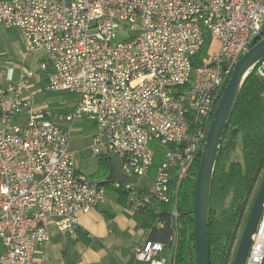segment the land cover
Listing matches in <instances>:
<instances>
[{
    "label": "built area",
    "instance_id": "built-area-1",
    "mask_svg": "<svg viewBox=\"0 0 264 264\" xmlns=\"http://www.w3.org/2000/svg\"><path fill=\"white\" fill-rule=\"evenodd\" d=\"M122 23L133 35L117 43ZM0 26L44 56L46 92L81 98L58 125L35 109L34 71L0 89V264H34L53 219L72 231L79 213L105 202L106 188L77 170L80 121L94 123L92 152L118 159L124 178L149 177L155 145L167 150L153 191L125 189L134 212L173 205L169 243L135 247L136 263L176 264L179 187L200 160L236 63L263 34L264 0H0ZM208 37L220 42L210 58L201 55ZM256 70L264 80V60ZM245 264H264V212Z\"/></svg>",
    "mask_w": 264,
    "mask_h": 264
},
{
    "label": "trees",
    "instance_id": "trees-1",
    "mask_svg": "<svg viewBox=\"0 0 264 264\" xmlns=\"http://www.w3.org/2000/svg\"><path fill=\"white\" fill-rule=\"evenodd\" d=\"M210 43L211 38L208 37L201 55H206ZM201 62L202 59L199 58L194 66L198 67ZM173 148V146L170 147V149ZM154 150L155 154L150 167L152 177L162 164L167 151L156 145ZM239 151L242 154V162L236 160ZM199 161L183 180L178 191L177 208L180 219L176 264H195L193 209ZM263 176L264 80L257 75L255 68L241 86L213 174L209 207L211 264H232L240 232ZM92 178L101 180L99 183L102 186L114 191L119 196L122 206H126L128 200L126 185L137 182V179L131 180L120 175L106 156L98 158V171ZM174 183L176 184L175 172L172 174V187ZM172 208L173 205L160 203L148 213L149 221L145 228L151 231L149 241L169 243L172 234L169 216ZM157 222L163 223L164 229H158Z\"/></svg>",
    "mask_w": 264,
    "mask_h": 264
},
{
    "label": "crops",
    "instance_id": "crops-1",
    "mask_svg": "<svg viewBox=\"0 0 264 264\" xmlns=\"http://www.w3.org/2000/svg\"><path fill=\"white\" fill-rule=\"evenodd\" d=\"M19 52L25 53L27 56L34 55L38 65L44 58L41 54L26 52L20 31L6 30L0 26V57L12 60V56L15 57ZM24 72H16L11 80L6 74L0 81V89L16 84ZM37 72L40 74L41 82L36 77V80L32 82V89L45 83L44 75L40 70ZM7 81L9 86H3V83ZM93 127L94 134L95 126ZM72 151L76 155V152ZM107 158L121 175L119 160L114 156H107ZM114 159L119 162L118 165ZM77 170L84 175L78 165ZM88 178L101 182V180L92 177ZM148 178L153 180L152 176ZM139 180L137 179L135 184L136 190L139 192L148 191L146 188H138ZM106 190L105 202L88 213H79L72 231L63 232L59 227L60 219L52 220L49 228L50 242L37 248L34 264H137L132 250L143 245L151 236V231L145 228L149 221L148 213L134 212L128 207V202L126 206H122L119 196L111 189ZM108 193L114 195L116 200L108 198ZM2 251L0 242V256Z\"/></svg>",
    "mask_w": 264,
    "mask_h": 264
},
{
    "label": "water",
    "instance_id": "water-1",
    "mask_svg": "<svg viewBox=\"0 0 264 264\" xmlns=\"http://www.w3.org/2000/svg\"><path fill=\"white\" fill-rule=\"evenodd\" d=\"M264 60V35L254 39L236 63L229 83L215 109L202 149L195 181L193 209L195 264H211L209 207L213 174L228 122L245 78ZM264 212V176L239 238L232 264H245L252 237Z\"/></svg>",
    "mask_w": 264,
    "mask_h": 264
},
{
    "label": "rangeland",
    "instance_id": "rangeland-1",
    "mask_svg": "<svg viewBox=\"0 0 264 264\" xmlns=\"http://www.w3.org/2000/svg\"><path fill=\"white\" fill-rule=\"evenodd\" d=\"M132 28L133 27L130 25L122 23V31L117 34L116 42H123L130 38L133 35ZM219 48L220 42L218 39L211 38V43L206 50V56L210 58V56L217 52ZM29 70L34 71L38 80H41L40 74L37 72L39 71V65L36 63V57L34 55L27 56L25 53L19 52V54L15 55V57L12 56V60L5 57H0V81L3 77H5L6 74L9 75V80H11L16 72H24ZM3 84V86H9L8 81L4 82ZM32 90L35 109L39 112L51 111L53 113V120L58 125L65 123L63 117L66 114L74 111L81 101V98L75 94L46 92L43 84H40L38 87L35 86ZM87 114L88 112L85 113V115ZM93 126L94 123L92 122L80 121L75 126L72 136L71 148L76 152L77 165L80 167L82 173L87 177H92L95 175L98 169V159L91 149L94 129ZM236 160L242 162V154L240 151L237 154ZM114 161L116 164L119 163L115 159ZM138 188H146L148 191H153L154 182L148 177H142L139 180ZM107 197L112 200H116V197L111 193H108ZM241 233L242 230L240 232V236Z\"/></svg>",
    "mask_w": 264,
    "mask_h": 264
}]
</instances>
